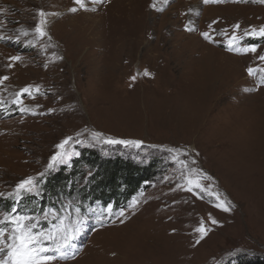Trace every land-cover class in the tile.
<instances>
[{
	"label": "rangeland",
	"instance_id": "obj_1",
	"mask_svg": "<svg viewBox=\"0 0 264 264\" xmlns=\"http://www.w3.org/2000/svg\"><path fill=\"white\" fill-rule=\"evenodd\" d=\"M95 154L154 172L116 218L77 192L18 210ZM9 199L0 264L264 256V0H0Z\"/></svg>",
	"mask_w": 264,
	"mask_h": 264
},
{
	"label": "trees",
	"instance_id": "obj_2",
	"mask_svg": "<svg viewBox=\"0 0 264 264\" xmlns=\"http://www.w3.org/2000/svg\"><path fill=\"white\" fill-rule=\"evenodd\" d=\"M92 174L88 177V172ZM154 172L149 168H141L124 159L103 157L95 154L87 160L77 159L70 169L62 167L56 174L46 179L41 203L37 204L36 197H26L18 206L21 213H35L43 210L49 200L57 194L72 195L79 193V199L90 208L113 206V218L120 210H125L130 201L138 193L142 183L149 181ZM87 179V184L80 186ZM71 184V190L68 186ZM40 205V207H39ZM14 203L9 200L0 201V210L12 212ZM40 212V211H39ZM236 264H264V256H241Z\"/></svg>",
	"mask_w": 264,
	"mask_h": 264
},
{
	"label": "bare ground",
	"instance_id": "obj_3",
	"mask_svg": "<svg viewBox=\"0 0 264 264\" xmlns=\"http://www.w3.org/2000/svg\"><path fill=\"white\" fill-rule=\"evenodd\" d=\"M46 3L47 2H51V0H44ZM63 1V0H62ZM58 2H59V0H58ZM32 10V9H31ZM35 13H37V12H35ZM38 14V13H37ZM68 28V27H67ZM71 30V29H70ZM68 34V33H67ZM61 46H63V44L61 45ZM52 51V50H51ZM50 57V56H49ZM51 58V57H50Z\"/></svg>",
	"mask_w": 264,
	"mask_h": 264
}]
</instances>
